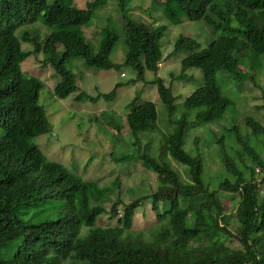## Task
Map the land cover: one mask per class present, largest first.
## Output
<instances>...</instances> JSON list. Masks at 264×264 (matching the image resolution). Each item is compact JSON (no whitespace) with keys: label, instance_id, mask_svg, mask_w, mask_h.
Wrapping results in <instances>:
<instances>
[{"label":"trees","instance_id":"1","mask_svg":"<svg viewBox=\"0 0 264 264\" xmlns=\"http://www.w3.org/2000/svg\"><path fill=\"white\" fill-rule=\"evenodd\" d=\"M107 2L86 0L81 9L76 0H0V264H264V151H260L264 126L247 117L245 128L235 122L221 136L213 132L215 142L206 141L223 154L226 174L215 190L205 179L201 138H195L192 148L202 155L185 150L189 129L218 124L234 105L216 79L220 72L235 85L247 80L257 83L254 71L264 57V0H152L150 16L160 4L164 18L174 25L184 20L201 22L223 35L204 49L190 36L177 39L174 55L186 52L187 56L172 81L183 80L188 70L197 69L204 83L185 99L184 113L177 118L179 106L172 88L160 78L153 82L170 116L166 120L170 130L157 132L161 137L156 145L143 137L157 128L156 105L142 102L141 92L128 105L125 119L131 137L128 142L119 138L120 146L111 157L116 163L136 161L157 177L154 191L130 202L125 201L120 177L101 187L49 160L39 149L34 139L52 132L39 103L44 83L26 76L22 69L32 53H42L44 63L60 77L55 96L66 99L77 92L76 78L66 61L82 58L88 67H101L108 65L114 50L117 35L111 30L97 53L76 31L91 23ZM118 9L126 20L128 52L123 66L137 72L128 83L136 84L144 81L147 72H158L163 58L160 42L167 26L131 19L129 0H119ZM41 18L54 28L43 44H36L28 33L18 36L22 26ZM23 42L32 43L34 51H24ZM116 94L113 90L89 101L102 97L111 101ZM85 97L81 93L76 100ZM258 108L264 111V104ZM101 117L118 135L123 133V116L104 111ZM131 147L138 149L130 151ZM182 166L188 179L179 171ZM256 167H260L258 174ZM222 192L239 196L234 214ZM38 201L61 203L64 216L25 221L22 208ZM144 201H150V208L143 206ZM141 208L143 222L137 226ZM83 227L88 229L85 235ZM15 242L13 257L3 258L2 253Z\"/></svg>","mask_w":264,"mask_h":264},{"label":"rangeland","instance_id":"2","mask_svg":"<svg viewBox=\"0 0 264 264\" xmlns=\"http://www.w3.org/2000/svg\"><path fill=\"white\" fill-rule=\"evenodd\" d=\"M53 1L48 0L49 3ZM85 1L76 0V6L78 5L77 7L84 9L86 6ZM157 1L163 3L166 0ZM118 7L119 0H108L105 6L96 11V16L91 23H86L76 29L88 39L87 42L92 45L96 53L100 51L102 46L106 26L113 34L117 35L114 50L110 59L106 62L108 65L104 63L101 67L91 68L85 64L82 58L66 61V67L76 78L77 92L66 99L55 96L54 88L59 84L60 77L57 76L51 65L44 63L42 53H32L22 64V69L26 76H34L44 83V87L40 92L39 103L46 111L52 126V132L34 139L39 149L49 160L64 165L83 180L96 182L101 187L111 185L117 177H120L125 185H123L125 201L130 202L139 196L154 191L157 188V177L136 161L116 163L111 157V154L115 152L116 148L118 150L120 146V143H118L119 138H123L127 142L130 140L131 134L125 119L129 103L134 99L137 92H141L142 101H151L156 105L158 111L157 128L154 132H149L143 136H147V140H151V143L153 142L156 145L161 137V134L157 132L161 130L167 134V131L170 130V125L169 127L166 126V120H169L170 116L159 97L158 87L153 82L160 78L167 87L172 88L173 94L177 98L176 104L179 106L174 114V117L177 118L184 113L183 102L185 99L204 83L203 73L197 69L188 70L183 80L172 81V75H179L181 60L187 56L186 52L174 55L177 39L180 36H190L201 44L202 49H204L213 40L221 37L223 32L216 33L204 23L188 20H184L179 25H174L164 18L160 4L156 6L157 10L153 11L152 16H150L148 11L152 7V0H129V17L131 19L136 20L137 17H142L144 22L152 25L165 24L167 31L160 42L163 58L158 72H147L144 81L128 84L136 79V71L123 66L128 52L126 20L119 14ZM53 31V26L48 24L44 18H41L34 25L22 26L17 34L19 36L20 33L22 35L28 33L31 37L36 38V44H43L48 36L47 34ZM22 48L26 52L34 51L32 43L23 42ZM61 57L63 58L64 55L61 54ZM259 64L254 71L256 84L247 80L245 84L235 85L229 75L220 72L216 79L221 85L224 95L234 101L233 107L227 111L226 119L218 124L201 125L191 128L187 132L185 150L194 155L203 154L205 179L214 190L226 174L224 164L221 161L223 154L217 145L212 147L208 145V147L206 141L209 143L215 142L216 136L214 133L221 136L235 122L245 128V118L247 117L256 119L264 126V111L258 108L264 104L262 98L264 92L261 91L264 90V57L263 62ZM122 74H125V76L123 77ZM117 84H120L121 87L116 88ZM113 90L117 91L114 100L107 101L102 97L99 101L91 102L92 99L89 101V97L96 98L98 95L108 94ZM81 93H85L86 97L79 101L76 100V97ZM104 111L108 112L110 116H123V133L118 135L116 130L105 123L101 117ZM194 116L195 114H191L193 120ZM196 137H200L201 140L204 139L203 141L200 140L201 144L204 143L201 148L202 154L199 150L196 151L192 148ZM138 147H131L130 151L136 150ZM260 151H264V148L260 147ZM176 165L180 166L179 164ZM178 168L183 178L188 179L186 169L183 166ZM126 189H128V194ZM262 190L264 191V184H262ZM129 194L135 197L128 199ZM222 196L230 209V213L234 214L237 205L240 203L239 196L224 192H222ZM149 203L150 201H144L143 206L148 209L150 208ZM60 206L61 203L59 202L38 201L32 206L22 208L21 217L25 221L34 223L47 219L57 220L64 216V211H61ZM142 208L138 210L140 213L137 218V226H140L143 222ZM151 215L150 212V221L153 219ZM87 231L88 229L83 227L81 234L85 235ZM16 246L17 242L10 250H5L2 257L12 258Z\"/></svg>","mask_w":264,"mask_h":264},{"label":"clouds","instance_id":"3","mask_svg":"<svg viewBox=\"0 0 264 264\" xmlns=\"http://www.w3.org/2000/svg\"><path fill=\"white\" fill-rule=\"evenodd\" d=\"M78 6V5H77ZM141 18V21H142V17H140ZM123 20V19H122ZM124 21V20H123ZM144 21V20H143ZM167 22H169L168 20H166ZM159 25H165V24H161V23H159L158 24V26ZM108 29L109 28H107V26H106V29H104V32H105V34H104V38H103V41H102V44L104 43V41H108V38L109 37H111V33H109L108 32ZM107 32V33H106ZM113 35H116V34H113ZM112 35V36H113ZM31 37V36H30ZM33 38V37H32ZM86 40H88L87 38H85ZM26 43V42H25ZM28 43V42H27ZM162 64V63H161ZM161 66V65H160ZM159 66V67H160ZM122 76L124 77L125 76V74H122ZM136 77H137V72H136ZM138 94V92L136 93V95ZM136 97V96H135ZM135 97H134V99H135ZM115 99V98H114ZM133 99V100H134ZM141 101H142V99H141ZM142 102H145V101H142ZM148 102H151V101H148ZM130 104V103H129ZM127 110H128V107H127ZM128 112H129V110H128ZM122 116V115H121ZM259 171H260V167H256V174H258L259 173ZM261 176H264V173L261 175ZM93 182V181H92ZM98 184V183H97Z\"/></svg>","mask_w":264,"mask_h":264}]
</instances>
